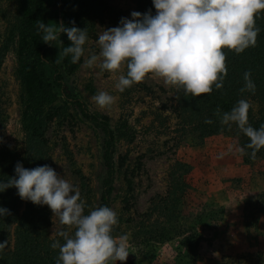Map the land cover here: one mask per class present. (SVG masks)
<instances>
[{"label": "rangeland", "instance_id": "1", "mask_svg": "<svg viewBox=\"0 0 264 264\" xmlns=\"http://www.w3.org/2000/svg\"><path fill=\"white\" fill-rule=\"evenodd\" d=\"M45 2L48 23L59 26L60 1ZM104 2L127 19L135 11L133 0ZM17 6V0H0V36L14 28ZM111 27L117 25L106 18L95 20L80 65L72 75L62 76L69 94L80 99L90 112L105 118L117 132L110 207L117 213L118 224L112 236L118 239L127 235L130 253L126 261L116 264H177L182 253L181 238L185 236L182 234L191 224H195L199 236L193 264H264V148L251 159L252 150L233 125L227 126L226 133L199 138L176 111V89L160 79L148 77L121 93L115 88V76L108 72L98 76V67L85 68V60L100 51L98 36ZM53 46L59 57L58 43ZM14 47L15 36L0 66L5 112L1 137L12 150L22 154L21 87ZM120 74H126V69L117 76ZM100 91L116 98L111 109L102 110L92 100ZM54 92L49 105L52 119L44 133L50 165L79 190L88 214L98 205L104 176L102 138ZM249 103L254 117L264 113L257 102ZM236 147H243L248 155L240 156ZM221 153L223 157L218 158ZM171 175L180 186L174 193L179 200L173 230L162 211L173 191ZM61 230H65L64 226L49 209L48 237L56 238Z\"/></svg>", "mask_w": 264, "mask_h": 264}, {"label": "clouds", "instance_id": "2", "mask_svg": "<svg viewBox=\"0 0 264 264\" xmlns=\"http://www.w3.org/2000/svg\"><path fill=\"white\" fill-rule=\"evenodd\" d=\"M156 12L141 14L133 11L132 19L121 18L117 27H111L98 36L99 53L91 54L84 67L108 72L117 78L115 88L119 92L143 83L146 78L160 79L184 96L192 98L211 94L213 86L219 90L227 76L225 49L239 55L254 47L259 28L257 15L264 12V0H152ZM74 23V22H73ZM41 40L46 44L60 41L65 33L71 42L64 47L61 57L70 56L77 64L85 55L84 45L88 40L87 30L75 26L38 22ZM126 69V74L118 73ZM241 93H255L251 72L244 73ZM102 110H109L116 98L105 91L92 97ZM251 105L240 99L228 112L216 115L222 125L229 128L235 124L249 139L250 158L255 159L264 148V125L253 128L248 122ZM205 123H212L206 120ZM233 151V146L229 147ZM240 156L248 155L243 147H236ZM221 153L220 157H223ZM15 176L0 181V192L14 187L21 200L34 205H47L53 216L65 230L57 233L59 240L50 247L58 249L56 264H116L126 261L128 237L112 236L118 224L117 213L100 206L85 214V204L80 192L48 165L27 169L20 162L15 165ZM8 209L0 207V217L9 215ZM71 230V231H70ZM7 241L0 242V251Z\"/></svg>", "mask_w": 264, "mask_h": 264}, {"label": "trees", "instance_id": "3", "mask_svg": "<svg viewBox=\"0 0 264 264\" xmlns=\"http://www.w3.org/2000/svg\"><path fill=\"white\" fill-rule=\"evenodd\" d=\"M59 15L65 27L75 26L86 29L88 36L92 33L95 20L106 18L119 26L121 18H125L119 11L110 9L104 0H59ZM135 11L144 14L151 12L155 15L152 0H133ZM17 14L15 25L8 34L0 36V66L7 49L15 36L14 55L16 73L20 81L19 102L20 126L24 134V149L22 154L12 150L5 144L1 131L5 123L4 103L0 93V181L7 182L15 176V165L20 162L24 168L50 165L49 149L45 138L47 123L52 114L49 107L54 98V91L63 98V102L73 107L78 115L92 128L97 130L102 138L101 164L104 176L100 183L98 205L110 207V198L114 189L115 163L114 152L117 132L112 129L105 118H100L90 112L78 98L71 96L63 82L62 73L72 75L81 63H71L70 56L61 57L64 47L71 42L65 33L60 34L58 43L59 57L54 52L53 44H46L41 40L43 33L38 31V22L48 24L49 8L45 0H17ZM127 19V18H126ZM132 19V18H130ZM74 22V23H73ZM256 27L259 28L257 42L254 47L246 49L237 55L225 49L227 76L223 87L219 90L213 86L211 94L192 98L185 97L183 92H175L176 111L186 120L191 132L197 133L199 138L226 133L227 125H222L220 117L216 115L228 112L240 99L255 101L264 109V12L257 15ZM12 37V38H11ZM251 72V79L255 84V93L244 92V73ZM211 120L212 123H205ZM248 122L255 129L264 125V113L258 118L249 109ZM243 138L245 146L249 139L232 124ZM251 150V149H249ZM171 174L175 175L174 172ZM171 175L170 187L173 189L170 201L163 206V215L173 230L178 218L174 213L179 198L174 193L180 189L178 181ZM183 189V185L181 184ZM0 207L9 210L10 214L0 217V242L7 241V247L0 251V264H56L58 249L50 247L53 241L64 243L62 237L50 239L48 237L49 208L47 205H34L24 201L12 187L0 192ZM182 234V253L177 264H193V257L199 243V236L195 224H191Z\"/></svg>", "mask_w": 264, "mask_h": 264}]
</instances>
